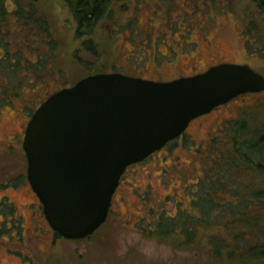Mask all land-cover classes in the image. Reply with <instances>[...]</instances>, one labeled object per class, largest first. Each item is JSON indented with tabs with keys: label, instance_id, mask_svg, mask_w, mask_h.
<instances>
[{
	"label": "rangeland",
	"instance_id": "1",
	"mask_svg": "<svg viewBox=\"0 0 264 264\" xmlns=\"http://www.w3.org/2000/svg\"><path fill=\"white\" fill-rule=\"evenodd\" d=\"M14 1L4 2L10 8ZM17 1L25 7L33 5L44 15L50 34L31 39L33 35L14 26L19 20L11 16L3 38L8 39L13 55L38 62L37 51L25 46L27 37L42 51L46 48L43 36L53 37L55 47L43 70L33 69L21 77V88L0 104V180L6 175L12 178L20 167L26 170L23 149L4 153L7 139L26 114L49 93L92 72L119 71L167 80L231 61L247 63L264 75V17L252 0H121V6L101 18L90 35L94 53L84 48L82 38L75 37V21L63 0ZM3 51L0 45V55ZM247 114L262 120L264 90L246 92L220 104L192 120L180 136L162 148L128 165L106 220L81 239L52 233L37 214L33 219L29 206L39 199L27 185L0 188V195L8 193L16 200L21 214L16 218L5 210L4 217L0 216V264L2 260L9 264H264V258L216 256L205 237L184 244L176 236H151L146 231L160 211L167 215L198 213L192 201L198 177L225 147L219 142L230 135L229 124ZM236 176L239 192L244 190L243 183L250 185L249 189L262 186L263 175L257 171ZM215 198L236 199L227 191ZM260 212L264 214V202ZM257 221L263 226L255 231L264 239V215ZM253 237L255 233L249 238Z\"/></svg>",
	"mask_w": 264,
	"mask_h": 264
},
{
	"label": "water",
	"instance_id": "2",
	"mask_svg": "<svg viewBox=\"0 0 264 264\" xmlns=\"http://www.w3.org/2000/svg\"><path fill=\"white\" fill-rule=\"evenodd\" d=\"M262 90L261 72L225 61L167 80L95 72L53 91L22 143L47 222L63 238L89 236L106 220L128 165L180 136L193 118Z\"/></svg>",
	"mask_w": 264,
	"mask_h": 264
},
{
	"label": "trees",
	"instance_id": "3",
	"mask_svg": "<svg viewBox=\"0 0 264 264\" xmlns=\"http://www.w3.org/2000/svg\"><path fill=\"white\" fill-rule=\"evenodd\" d=\"M4 1L0 0V45L4 49L0 55V104L10 100L11 94H16L18 88H21L20 80L23 81L21 77L28 76V72L33 69L43 70L51 59L55 47L53 37H45L50 34L45 16L37 13L33 5L25 7L16 0L14 6L9 8ZM63 1L74 18L75 37L82 38L84 48L96 52L90 35L97 22L110 14L113 8L121 6L123 0ZM252 1L264 17V0ZM11 16H14L15 21L19 20L14 26L25 34L33 35L31 39H37L35 37L37 34L45 35L42 39L46 45L44 51L36 44H30V38L24 40L26 47L29 45L31 51H37V63L30 59L23 61L22 56L18 54L14 56L8 39L3 38ZM252 116L247 114L246 117L229 124L230 135L219 142L225 147L212 159L204 175L198 177L193 189L195 196L192 198L198 213L181 211L167 215L160 211L155 215L154 225L146 229L151 236H176L184 244H193L194 241L205 237L213 246L212 252L216 256L226 255L232 258L234 255L240 259L264 258V239H260L255 231L262 228L263 225L261 226L257 219L264 215L260 212L264 202V117L261 116L262 120H259V117ZM248 118L249 121L246 120ZM243 171L250 173L257 171L263 175L262 186L249 189L250 185L243 183L242 192L246 193V196L239 192L240 181L236 176ZM224 191L233 193L236 199L229 198L223 201L215 198ZM251 207L256 211L251 212ZM201 227L204 228L200 229ZM253 233L255 237L249 238ZM250 239L253 240L251 244L248 242Z\"/></svg>",
	"mask_w": 264,
	"mask_h": 264
},
{
	"label": "flooded vegetation",
	"instance_id": "4",
	"mask_svg": "<svg viewBox=\"0 0 264 264\" xmlns=\"http://www.w3.org/2000/svg\"><path fill=\"white\" fill-rule=\"evenodd\" d=\"M209 66H207L206 68H208ZM125 74H128V73H125ZM191 74H193V73H191ZM181 75H183V74H179L178 76H181ZM178 76H176V77H178ZM149 79H152V78H149ZM155 80H158V79H155ZM48 95H46V97ZM45 98H43L39 102V104ZM35 109L36 108H34L33 111L30 112V114L29 113L26 114L27 115L26 119L21 123V125L19 126V128L16 131L11 132L12 136L10 137V139H7L6 149L4 150V153L14 154V152L23 149L22 143H23L25 127H26V124H27L30 116L32 115V113L34 112ZM203 115H205V114H203ZM203 115H201V116H203ZM198 117H200V116H198ZM194 119H196V118H194ZM14 173H15V176H13L12 178L8 177L6 175L4 180L3 179L0 180V188H8L9 186L11 188H18L22 184H25V185L28 186V188H30V190H32V188H31V186L29 184V181L27 179L26 170H23V167H20L19 169H16ZM32 193L35 195V192H33V190H32ZM0 197H1L0 198V216L4 217V215L6 213L5 210H9L10 212H12L14 214V217L20 218L21 214L19 212V204H17L16 200L10 198L8 193H3L2 195H0ZM112 199H113V197H112ZM29 208L31 210V215L33 216V219L36 218V214H37V216H41L43 218L44 222L48 225L49 229L52 231V233L54 232V233L58 234L57 232L53 231V229L51 228V226L47 222V220L45 218V215H44V212H43L42 204H41V202L39 200L31 202V205L29 206ZM18 220L19 219H17V221ZM56 234H53L54 239L56 238Z\"/></svg>",
	"mask_w": 264,
	"mask_h": 264
},
{
	"label": "bare ground",
	"instance_id": "5",
	"mask_svg": "<svg viewBox=\"0 0 264 264\" xmlns=\"http://www.w3.org/2000/svg\"><path fill=\"white\" fill-rule=\"evenodd\" d=\"M56 90H57V89H56ZM239 95H240V94H239ZM237 96H238V95H237ZM235 97H236V96H235ZM233 98H234V97H233ZM233 98H232V99H233ZM230 100H231V99H230ZM202 115H203V114H202ZM199 116H201V115H199ZM195 118L197 119L198 116L195 117ZM193 119H194V118H193ZM193 119H192V120H193ZM189 124H190V122H189ZM189 124H188V125H189ZM187 127H188V126H187ZM162 147H163V146H162ZM162 147H161V148H162ZM156 151H157V150H156ZM154 152H155V151H154ZM154 152H152V153H154ZM152 153H151V154H152ZM151 154H150V155H151ZM148 156H149V155H148ZM148 156H147V157H148ZM26 166H27V165H26ZM119 183H120V180H119ZM119 183H118V185H117L115 191L117 190V188H118V186H119ZM112 197H113V196H112ZM2 262H3V264H9V262H8L7 260H2Z\"/></svg>",
	"mask_w": 264,
	"mask_h": 264
}]
</instances>
